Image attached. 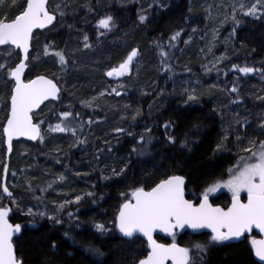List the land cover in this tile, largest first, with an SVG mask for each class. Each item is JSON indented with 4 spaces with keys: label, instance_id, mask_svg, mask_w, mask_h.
Listing matches in <instances>:
<instances>
[{
    "label": "snow or ice",
    "instance_id": "obj_1",
    "mask_svg": "<svg viewBox=\"0 0 264 264\" xmlns=\"http://www.w3.org/2000/svg\"><path fill=\"white\" fill-rule=\"evenodd\" d=\"M115 2L117 0H111L107 4L102 0H85L81 6L75 3V0H59L50 8L48 0H22L19 4L17 0H12V6L17 8L18 14L9 15L4 7L5 0H0V46L9 49V58L12 48L17 50L14 63L10 64L9 58H0V80L9 89L3 101H0L9 106L2 133L9 153L13 151L14 137H31L33 140L43 142L45 132L49 136L70 134L73 138L70 148L81 145L92 149L87 162L88 171L76 172L77 176L90 177L95 173L98 179L109 182L126 177L133 165L132 154L135 153L136 158H148L143 161L138 160V163L152 164L154 170L151 175L163 169V178H159L158 182L151 187L139 185L129 189L127 194L121 193L120 195L125 198L111 220H100L94 216L84 220L80 216L83 202L87 200L91 204H98V201L104 199V193L93 190L96 181H91L89 190L78 193L73 190L74 194L70 199L52 200L46 203L45 193L49 189L64 191L62 184H66L68 180L64 173H50L52 179L44 184L34 183L35 178L21 177L24 179V191L29 192L31 200L35 201V204L29 203L25 207L23 197L14 192L16 184L14 182L10 184L8 181L9 173L16 177L17 170L11 169L9 163H3L0 166L2 167L0 193L4 194L0 196V264H24L23 258L17 255L19 249L14 242V237L22 234L23 226L19 222L13 223L10 218L14 212L13 205L16 210L24 211L33 217L32 224H36V220L40 219L50 221L53 227L66 226L67 230L63 231L61 238H67L73 245L83 249L91 264H104L109 253H106L94 241H87L79 236L80 232L89 229L99 239L115 241L111 249L115 251H120L125 241L131 242L142 233L148 243L146 255L137 258L133 254L131 264H196L197 258L200 264H206L204 255L208 251L209 244L244 237L245 233L253 231L254 226L264 233V108L255 114L244 108L242 111L246 114L243 116L239 111L235 113L231 111L232 107L245 102L246 95L253 96L256 101L264 104V94L258 95L251 92L241 94V77L236 75L232 81L227 79L233 71L245 75L259 73L264 79V67L258 68L255 63L250 65L248 62L243 65L231 63L230 67H223L221 62L229 59L227 50L219 55H215L212 51L219 36L217 28L224 23L231 21L229 39L234 41L237 39V26L244 22L243 17L264 21V0H218V2L214 0L213 3L204 0L202 5L207 19L218 21V24L211 30V39H208L207 32L200 37L207 41L205 48L200 49L203 58L206 59L208 55H212V59L207 60L201 67L205 75L215 71L217 81L210 87L223 91L227 97L226 104L218 103L213 109L214 113L220 114L224 134L218 135L219 142L212 148L211 155L215 157L224 154L229 140L232 139L237 162L229 167L227 179H214L198 193V202L186 197L187 184L191 183V180L189 176L181 174L185 171L184 167L176 160L166 167L164 153L153 149L152 128L145 127L142 132L134 131L137 118L142 115L140 107L133 109L130 103H126L123 106L125 111L121 114V121L123 122L125 117H130L127 127H116L101 137H95L91 141L89 139L93 126L106 122V117L96 111L100 108L97 98L106 94L116 97H120L122 93L127 94L129 86L124 82L128 79L126 74L132 73L134 68L138 69V61L141 59L142 46L138 43L131 46L125 39L123 46L126 55L122 56L118 63H110L112 53L106 40L118 30V17L108 9ZM118 2L123 5L126 0H118ZM154 4L159 9H168L171 6V0H151L147 9H152ZM192 5L193 0H188L185 22L194 18ZM82 8L87 9V12L83 18H80L81 22L86 26L89 25V15L94 21L90 24V32L64 21V26L78 33L77 48L69 50L67 44L64 48H60L56 41H48L40 48L42 55L54 54V58L58 59L59 79L50 78L46 74L25 79V72L30 71L29 65L33 59L30 52L33 49V30L38 27L43 29L45 26H51L54 29L70 12L75 13ZM138 11L140 23L152 18L148 10L141 8ZM198 28L199 26H193L190 34H187V39L182 35L185 33L184 27L172 30L167 39L163 34L153 39L152 46L159 59L161 71L168 70L169 76L175 75L177 71L175 64H179V58L175 53L181 50L179 48L181 42L187 45L193 40ZM240 44L241 47L244 46L243 41H240ZM77 53L94 57L93 67L104 64V67L98 70L103 71L106 77L123 79H118L115 85L110 84L103 90L97 91L95 95L80 98L76 85L68 83L71 70L76 69L81 63ZM261 63L264 64V61ZM181 70L188 73L192 71L187 65H183ZM221 76L224 78L223 84L220 83ZM196 83H200L199 75ZM229 83L231 87H226ZM141 91L147 92V89L141 88ZM262 91L264 88L257 89V92ZM66 92L67 96H65ZM163 92L164 89L160 88L157 94ZM181 95L186 97L183 99L185 105H192L200 102L202 93L197 87L189 84L182 88ZM73 98L78 101V104L73 102ZM45 101L53 102L49 119L34 120L33 110L38 109ZM56 104L60 107L57 108ZM62 108L66 110H61ZM88 109H91V113L87 111ZM226 113L229 114L227 121L224 120ZM150 114L151 105L149 106ZM53 120L55 123L52 122ZM45 123H47V129H42ZM174 127L171 120L164 122L165 146L173 148L176 146L178 137L170 134V130ZM193 127L199 131L201 125L196 124ZM121 137H131L136 142L132 144L126 156L117 157L116 149ZM195 142L196 138L186 136L180 142L181 150L190 148ZM53 151L57 162H61L62 148L56 147ZM157 156L161 157L160 161L156 160ZM106 160H111L113 163L106 164L104 163ZM76 164L79 165L80 161H76ZM145 175L151 179V175L148 173ZM222 186L231 192V202L227 206L213 204L209 199L210 195ZM243 192H246V200L241 198ZM5 198H11L10 202L5 203ZM185 225H190L193 229L201 227L211 229L208 243L196 241L190 246L177 243L175 240L177 229H183ZM157 229L170 233L173 238L172 243L165 244L158 241L154 236ZM251 245L255 256L264 262V236H252ZM47 247L48 251L54 254L60 250V244L55 239L49 238ZM64 255L71 257L75 253L65 251ZM43 264H64V261L57 259L55 255L45 256ZM112 264H124L123 258L115 259Z\"/></svg>",
    "mask_w": 264,
    "mask_h": 264
},
{
    "label": "trees",
    "instance_id": "obj_2",
    "mask_svg": "<svg viewBox=\"0 0 264 264\" xmlns=\"http://www.w3.org/2000/svg\"><path fill=\"white\" fill-rule=\"evenodd\" d=\"M22 0H17V4ZM59 0H49L50 8L55 6ZM103 3H110L111 0H102ZM151 0H126V3L121 5L118 0L112 3L108 9L118 17V30L111 34L106 44L109 45L111 51V64H116L126 55L124 50L123 41L126 39L131 46L137 43L142 46L141 59L138 61L139 68H134L133 72L126 74L128 79L125 84L129 86L127 94L122 93L120 97L114 95H105L97 98V103L100 108L96 111L100 115L106 117V122L94 125L90 133V141L95 137H101L105 133H109L111 129L116 127H127V121L130 117H125L121 121V114L125 111L124 105L130 103L132 108L140 107L142 115L137 118L135 132H142L145 127L152 128V135L154 137L152 147L155 151L164 153L165 166H169L173 160L178 161L185 169L184 174L189 176L191 183L187 184V197L197 201V195L214 179L222 178L227 179L228 169L231 165L237 162V154L235 148L232 146V139L229 140L228 148L224 154L213 157L211 155L212 148L219 142L218 135L222 136L223 125L221 123L220 114L214 113V106L219 104H226L227 97L223 91L211 88L217 81L215 71L205 75L201 67L206 63L203 59V53L198 46V33L200 34L203 29L207 27V20L205 12L202 8L204 0H193V17L188 22H185L184 17L187 16L188 0H171V6L168 9H159L157 5H153L152 9H147L148 3ZM78 5H83L85 0H75ZM4 7L7 14H18L17 8L12 6V0H5ZM144 8L152 14V18L144 23L138 21L139 9ZM97 11H101L97 9ZM87 9H81L75 13L70 12L56 27H52L35 31L33 35V49L30 51L33 59L29 65V70L25 72V79H29L35 75L46 74L50 78L59 79V61L54 58V54L47 56L40 53L42 45L48 41H56L57 46L64 48L67 44L69 50L77 48L78 44L76 37L78 33L68 29L64 26V21L67 24H75L76 28H83L84 31H91L90 24L93 23L92 16H88L90 21L89 25H84L80 18L85 16ZM243 23L237 26L236 40L229 39L231 31V21L220 31L221 38L218 46L213 50L215 55H219L227 50L229 59L222 61L223 67H230L231 63L248 62L250 65L255 63L259 67H264L261 61H264V21L258 18L249 20L243 17ZM193 26H199L197 32L193 36V40L185 45L183 42L179 45L181 50H178L175 55L179 58V64H175L177 69L174 76L168 75V70H160L159 59L156 51L152 46L154 38H158L161 34L167 39L168 34L178 28L184 27L185 33H182L185 39L187 34ZM126 34V36L124 35ZM240 41L244 42L241 47ZM254 49V51H253ZM16 50L12 48L10 58L9 49L6 47L0 48V58H9V63H14L16 58ZM39 52V57L37 53ZM81 63L80 65L70 72L69 84H75L77 87V94L80 98H87L95 95L97 91L103 90L110 84L115 85L118 79L123 78H108L101 69L104 64H97L92 66L94 57L81 55L77 53ZM212 58L210 55L209 59ZM175 63V62H174ZM187 65L191 68V73L182 71V66ZM53 74H56L55 76ZM200 77V83L197 84V76ZM236 75L241 77L240 83L241 94L256 93L264 94V91L257 92V89L264 88V79L259 73L243 74L231 72L228 80L232 81ZM223 76L220 78V83L223 84ZM135 82V86L134 85ZM191 84L198 88L202 93L199 103L192 105H185L182 97L181 90ZM231 87V83L226 85ZM10 88V85H9ZM141 88H146L147 92H142ZM160 88L164 89L162 94H157ZM8 88L5 87L2 80H0V101L8 93ZM68 93H65L67 96ZM73 102L78 104V101L73 98ZM151 105V114L149 115V106ZM3 107V112L0 110V166L3 163H9L10 168L17 170V176L13 177L11 172L8 176L10 184L14 182L16 188L14 192L23 197V205L26 207L29 203L35 204L31 200V194L24 191V179L35 178L34 183L44 184L47 183L52 176L50 173L63 172L68 178L66 184H62L64 191L61 192L57 189H49L46 196V203L52 200L70 199L74 191L89 190L91 181H96V186L93 189L97 193H104V199L98 201V204H91L85 200L83 207L80 211L82 219L87 220L89 217H95L100 220H111L117 213L119 205L123 202L125 197L120 194H127L128 190L139 185L151 187L159 178H163V169L151 175L153 169L152 164L138 163V160L143 161L147 157L136 158L133 153V165L128 171L127 176L123 178H116L109 182L103 179H98L97 175L93 173L90 177L77 176L76 172H87L89 169L88 161L90 159L89 153L92 149L86 146L76 145L70 148L69 145L73 143V138L70 134H52L49 136L45 132V141L34 142L19 140L13 142V151L11 152L8 160L5 158V148L3 145L2 126L7 114V103H0ZM57 108L59 104L55 105ZM247 108L253 114L264 108V104L256 101L253 96H247L245 102L239 106L232 107V113L237 111L243 116L246 113L242 109ZM53 109V102H45L36 112H34L35 119L47 120L50 117V110ZM66 110V109H61ZM91 113V109L87 110ZM131 111V109L129 110ZM54 115V113H51ZM229 119V114H225L224 120ZM171 120L175 127L170 130V134L178 137L176 146H165L163 131L164 122ZM55 123V121H52ZM200 124L199 131L194 129V125ZM42 129H47V123L42 126ZM255 135V133H253ZM187 137L196 138V142L191 144L190 148L181 150L183 141ZM131 137H121L120 144L116 149V156H126L128 150L135 143ZM56 147L62 148L60 161L57 162L54 149ZM161 157L157 156L156 160L160 161ZM80 161V164H76ZM106 164H112L111 160L104 161ZM31 165V168L27 166ZM68 165V167H64ZM47 170V171H46ZM151 175V179L145 175ZM0 174H2V167H0ZM171 174V173H169ZM58 184L61 182L57 181ZM37 191H39L37 189ZM227 193H220L212 200H218L219 203L225 199ZM0 196H4L0 193ZM11 198H5L4 202H10ZM14 212L10 216L13 223L19 222L23 226L22 234L14 239L17 243V255L22 257L24 264H43L45 256H53L59 260H63L64 264H91L89 257L84 253L83 249L73 245L67 238H61L63 231L67 227H53L50 221L36 220V224H32L33 217L27 215L24 211L16 210L13 205ZM87 241H94L100 245L106 253H109L104 264H112L117 258H123L124 264H131L132 255L137 258L146 254L145 242L137 237L135 240L129 242L125 241L124 246L120 251L111 250L115 241L111 239H99L95 236L90 229L79 233ZM55 239L60 244L58 253H51L48 251V240ZM159 241L169 242L172 237L164 238L157 237ZM176 242L179 244L190 246L194 242L199 241L208 243L209 236L205 233L192 235L188 232L182 235L175 236ZM65 251H72L75 255L68 257L65 256ZM206 264H259L255 262L250 252L243 242L238 244H209L208 251L204 255ZM200 264V261L197 260Z\"/></svg>",
    "mask_w": 264,
    "mask_h": 264
},
{
    "label": "water",
    "instance_id": "obj_3",
    "mask_svg": "<svg viewBox=\"0 0 264 264\" xmlns=\"http://www.w3.org/2000/svg\"><path fill=\"white\" fill-rule=\"evenodd\" d=\"M50 26H45V28H43V29H41V28H36V29H34L33 30V32L34 31H42V30H44V29H47V28H49ZM1 47H3V46H0V48ZM14 48V47H13ZM15 49V48H14ZM16 50V49H15ZM46 102V101H45ZM45 102H43V103H45ZM42 103V104H43ZM41 104V105H42ZM40 105V106H41ZM39 109V108H38ZM38 109H34L33 110V112L34 111H36V110H38ZM4 123H6V120H5V122ZM4 137V136H3ZM20 139H23V140H28V141H31V142H35L36 140H33L31 137H23V136H21V137H14L13 138V141H17V140H20ZM3 145H4V148H5V158L8 160V157L10 156V154L11 153H9L8 152V150H7V145H6V143H5V138H4V141H3ZM186 195H187V191H186ZM247 199V195L245 196V199L244 200H246ZM230 202H231V199H230ZM230 202H229V204H230ZM185 232H189L190 234H193V235H196V234H201V233H210L211 234V229H208L207 227H201V228H196V229H193L190 225H185V227L183 228V229H177V233L178 234H183V233H185ZM252 232H255L257 235H258V237L259 236H264V233H261L260 232V230L258 229V228H255V226L253 227V231ZM251 232V233H252ZM251 233H245V235H249V234H251ZM21 234H17L16 235V237H19ZM244 235V236H245ZM154 236H155V238L157 237V236H162V237H169V236H172L170 233H166V232H163L162 230H160V229H157L156 230V232L154 233ZM138 237L139 238H141L142 240H144V242L146 243V249H148V243H147V238L146 237H144L143 236V234L141 233V234H139L138 235ZM15 238V237H14ZM243 239V237H241V238H237V239H233V240H230V242H237V241H240V240H242ZM161 242V241H160ZM161 243H164V242H161ZM169 243H172V242H169ZM169 243H165V244H169ZM252 250H253V257H254V259H255V261L257 262V263H259V264H264V262H261L260 261V259L258 258V257H256L255 256V251H254V249L252 248Z\"/></svg>",
    "mask_w": 264,
    "mask_h": 264
},
{
    "label": "rangeland",
    "instance_id": "obj_4",
    "mask_svg": "<svg viewBox=\"0 0 264 264\" xmlns=\"http://www.w3.org/2000/svg\"><path fill=\"white\" fill-rule=\"evenodd\" d=\"M207 2H208V3H213L214 0H207ZM215 2H218V0H215ZM213 11H215V9H214ZM220 11H223V9H220ZM245 18H247L248 21H249V20H252V19H255V18H252V17H245ZM206 20H207V27H206L205 29H203V31H202L200 34L198 33V39H197V41H198V46H199L200 48H205V46H206V44H207V41L204 40V39H200V37H203V36L205 35V32H207V33H208V39H211V30H212L214 27H217V24H218V21H210V20L207 19V17H206ZM229 22H230V21H229ZM229 22H226V23H224L222 26H219V27L217 28V30H218V32H219V36H218V38H217V43H216L215 47L218 46V44H219V40H220V38H221L220 31H221L223 28H225V26H227V24H228ZM215 47H214V48H215ZM214 48H213V50H214ZM213 50H212V51H213ZM36 57H39V52L37 53V56H36ZM209 57H210V55H208L206 59L203 58L202 60H206V61H207V60H211L212 58L209 59ZM0 110H2V112H3V107H2V106H0ZM221 189L230 192L226 187H223V186H222ZM230 193H231V192H230ZM212 194H214V193H212ZM212 194H211V195H212Z\"/></svg>",
    "mask_w": 264,
    "mask_h": 264
},
{
    "label": "flooded vegetation",
    "instance_id": "obj_5",
    "mask_svg": "<svg viewBox=\"0 0 264 264\" xmlns=\"http://www.w3.org/2000/svg\"><path fill=\"white\" fill-rule=\"evenodd\" d=\"M221 193V191H216L215 192V196H214V198L218 195V194H220ZM230 197H231V195H226L225 196V199L222 201V202H220L219 203V201L218 200H211L212 201V203H214V204H220V205H222V206H227L228 205V203H229V201H230ZM241 198L242 199H244V196H242L241 195ZM208 236H211L210 234L208 235ZM252 236H256L254 233H251V235H249V236H245L244 238H243V240H240V241H237V242H229V241H225V242H222L221 244H224V245H227V244H238V243H240V242H243L244 244H245V246L247 247V249L249 250V252H250V256H251V258L255 261V259H254V257H253V253H252V245H251V237ZM197 260H199V258H197ZM256 262V261H255ZM196 264H199L197 261H196Z\"/></svg>",
    "mask_w": 264,
    "mask_h": 264
}]
</instances>
